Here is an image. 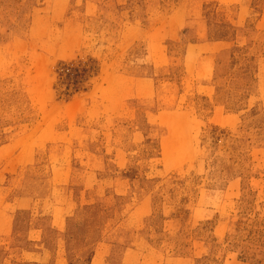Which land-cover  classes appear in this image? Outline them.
<instances>
[{"label": "rangeland", "instance_id": "obj_1", "mask_svg": "<svg viewBox=\"0 0 264 264\" xmlns=\"http://www.w3.org/2000/svg\"><path fill=\"white\" fill-rule=\"evenodd\" d=\"M0 264H264V0H0Z\"/></svg>", "mask_w": 264, "mask_h": 264}, {"label": "trees", "instance_id": "obj_2", "mask_svg": "<svg viewBox=\"0 0 264 264\" xmlns=\"http://www.w3.org/2000/svg\"><path fill=\"white\" fill-rule=\"evenodd\" d=\"M65 70H69V73L67 74L68 77V83L66 84L67 90L69 87L73 86L78 89V86L81 84L80 81H78L77 75H80V72H82L84 75L88 74L91 71V68L87 69L86 65H77L76 67H73V65H67L65 66ZM76 76V77H75Z\"/></svg>", "mask_w": 264, "mask_h": 264}]
</instances>
